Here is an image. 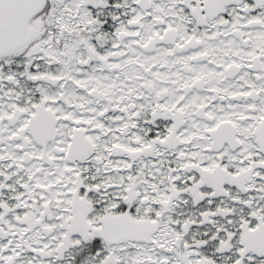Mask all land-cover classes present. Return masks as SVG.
<instances>
[{
  "label": "snow or ice",
  "instance_id": "1",
  "mask_svg": "<svg viewBox=\"0 0 264 264\" xmlns=\"http://www.w3.org/2000/svg\"><path fill=\"white\" fill-rule=\"evenodd\" d=\"M0 264H264V0H0Z\"/></svg>",
  "mask_w": 264,
  "mask_h": 264
}]
</instances>
